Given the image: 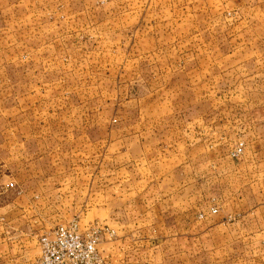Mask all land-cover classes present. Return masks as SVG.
I'll return each mask as SVG.
<instances>
[{
  "label": "crops",
  "instance_id": "0c3cea01",
  "mask_svg": "<svg viewBox=\"0 0 264 264\" xmlns=\"http://www.w3.org/2000/svg\"><path fill=\"white\" fill-rule=\"evenodd\" d=\"M12 19L14 12L0 10V264H31L43 234L37 215L62 208L97 210L99 219L109 212L115 235L106 234L101 250L111 264H199L205 257L218 264L264 253V93L221 126L177 109L131 106L106 127L100 104L97 123H74L73 104L43 107L59 98L43 89L51 74L28 52L39 47L26 40L32 28L12 27ZM17 31L24 39L15 62L4 54L15 50L8 38ZM43 114L64 115L65 123ZM94 128L103 133L91 139ZM52 130L65 136L51 141ZM239 142L244 151L236 158Z\"/></svg>",
  "mask_w": 264,
  "mask_h": 264
},
{
  "label": "rangeland",
  "instance_id": "374dc122",
  "mask_svg": "<svg viewBox=\"0 0 264 264\" xmlns=\"http://www.w3.org/2000/svg\"><path fill=\"white\" fill-rule=\"evenodd\" d=\"M0 10L15 13L12 27L32 28L26 40L39 47L28 52L41 59L43 75L51 74L43 89L59 97L45 99L43 107L61 111L65 101L73 104L74 123L83 117L97 123L100 104L106 127L131 106L177 109L221 126L240 119L254 94L264 93V0H0ZM21 34L9 36L15 50L4 58L16 62L23 54L17 47ZM65 93L72 96L65 99ZM43 119L65 123L59 114ZM47 133L51 141L65 136ZM87 133L96 139L103 132ZM37 217L40 234L72 219L83 226L109 224V212L99 219L97 210L43 209ZM228 261L218 264H264V253Z\"/></svg>",
  "mask_w": 264,
  "mask_h": 264
},
{
  "label": "built area",
  "instance_id": "2783aa9c",
  "mask_svg": "<svg viewBox=\"0 0 264 264\" xmlns=\"http://www.w3.org/2000/svg\"><path fill=\"white\" fill-rule=\"evenodd\" d=\"M244 145L237 144L233 157L243 154ZM8 187L16 189L17 184L12 181ZM211 211L215 213L217 208L212 207ZM106 234L113 237L115 231L98 222L83 226L74 219L59 224L39 236L40 253L31 264H108L101 250Z\"/></svg>",
  "mask_w": 264,
  "mask_h": 264
}]
</instances>
